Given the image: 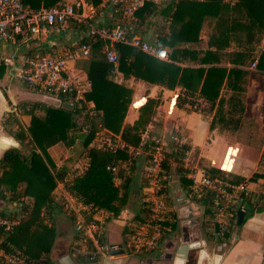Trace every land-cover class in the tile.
<instances>
[{"label":"trees","instance_id":"1","mask_svg":"<svg viewBox=\"0 0 264 264\" xmlns=\"http://www.w3.org/2000/svg\"><path fill=\"white\" fill-rule=\"evenodd\" d=\"M20 1L25 9L36 11L68 0ZM74 1L77 0L69 2ZM82 1L86 7H98L102 0ZM158 2L159 0H144L142 5L133 11V16L138 23L156 14L163 18V25L157 32L154 43L166 49L168 61L150 57L127 45L115 44L112 48L116 52L117 60L112 64L104 57L103 49L108 44L106 40L84 35L74 42L89 46V57L76 62L80 64V69L90 82L89 90L84 93V100L93 104L96 112L94 117L85 113L82 104L78 106V103L62 95H57L62 105L45 106L42 108V115L34 113L37 103L23 102L20 105L21 112L29 115V123L25 130L19 129L13 135H21L22 140L27 139L26 143L30 145L29 154L25 156L21 152L22 147H11L0 157V199L27 200V204L23 205L19 224L5 237L11 250L18 251L28 258L49 254L48 244L56 227L44 222L42 215L35 220L31 216L39 206H44L49 211L54 203L53 206L62 209L63 204L55 202L50 194L58 182L62 183L70 196L87 207L85 220L95 210L116 217L127 205L133 192L135 159L123 150H105L98 146L94 139L96 133L102 131L103 135H118L123 142L137 146L142 141L145 127L152 122L160 100L159 97H146L137 108V117L133 123L124 124L123 118L130 102L131 89L123 83L115 82L112 79L114 72L120 73L123 80L133 77L168 90L178 88L174 104L180 109L194 111L196 98H202L210 108L215 106L214 114L209 120L210 130L215 127L217 120H221L219 116L216 117L221 103V97L218 98L220 87L239 92L241 82L247 74L246 67L253 60L256 61V70L264 72V0H169L162 6ZM111 13L116 16L117 21L123 18L119 9ZM91 22L69 19L67 26L86 30L87 23ZM118 24L111 25L107 21L103 26L113 27ZM202 33L206 38V48L197 49L193 44L200 41ZM28 36L30 35L17 33L14 34L13 40H22ZM232 43L236 48L228 50ZM256 46L259 49L255 50ZM26 55L31 54L27 52ZM4 70L5 68L0 66V73ZM232 100L235 102L237 98L233 97ZM63 104L67 107H63ZM79 115L85 119L80 124ZM79 125H85L86 128L80 131ZM57 142L66 147L75 142L82 146L80 155L84 161L80 167L73 168V175L70 173L69 177L67 166L64 164L56 170L46 151ZM91 142L93 143L90 145ZM151 144L147 143L146 150H151ZM176 148L163 153L162 172H167L169 161L176 159V153L191 147L183 143ZM260 158H264V147ZM110 165L115 166L113 173L108 168ZM177 170L182 190L185 191L189 180L182 169ZM203 170L208 177L219 178L231 184L253 182L257 176L253 172L248 178H244L214 166L204 167ZM116 179H119L118 183H115ZM22 184L24 185L20 188ZM262 188L263 193L259 198L263 199V204L256 206L254 200L246 199V214L264 208V184ZM137 189L139 191V188ZM165 189L164 185L162 191L165 192ZM143 204L144 202L140 203L138 210L145 214L147 209ZM203 212L208 213L206 209H203ZM138 214L136 213L133 219H139L140 223L143 219L139 218ZM65 216V220L70 223L74 219L71 211ZM247 216H244L241 224L236 225H242ZM30 224L41 228L35 238H32V233L29 232ZM26 235L28 240L24 241ZM100 241L104 242L102 238Z\"/></svg>","mask_w":264,"mask_h":264},{"label":"built area","instance_id":"2","mask_svg":"<svg viewBox=\"0 0 264 264\" xmlns=\"http://www.w3.org/2000/svg\"><path fill=\"white\" fill-rule=\"evenodd\" d=\"M144 0H107L111 11L121 10L123 17L134 20L133 11L142 5ZM156 1V0H151ZM234 1V0H230ZM84 6L82 0L73 3L64 2L48 9L40 8L29 11L24 8L20 0H0V44L13 40L14 34L25 33L32 37L44 36L49 27L57 26L66 28L69 19L81 20L84 17ZM88 36H95L106 40L108 44L104 47V57L107 62L115 64L116 52L112 46L123 44L134 48L150 57L162 61H168L165 48L155 43H148L133 32L126 30L123 25L106 27L87 23ZM89 57V46L87 44H71L68 48L54 54L17 56L15 54H4L0 47V66L14 73V76L22 83L43 90L46 93L62 95L67 99L82 104L85 113L94 117L96 112L91 102L84 100V93L89 90L90 82L86 76L75 73L71 63ZM256 61L249 63L246 69L256 70ZM260 72V71H259ZM264 73V72H262ZM13 75V74H12ZM170 138L172 135L169 136ZM145 136L137 146H131L123 142L118 135L104 136L101 142L103 149L108 151L123 150L131 157H138L143 152H150L151 167L161 171L163 151H166L167 143L163 138H151ZM147 143L151 144V150H146ZM189 150L183 151V156H188ZM109 170L113 173L115 166L110 165ZM188 193L210 214L213 228V236L223 240L228 233V227L236 225L237 215L240 211L246 214V199L253 200L260 206L263 199L259 198L262 191L252 188L250 182L231 184L216 178L208 177L203 168L196 164L190 168ZM152 183L147 186L150 199H147V214L142 222L132 228L128 242L129 250L135 253L153 250L163 229L166 219V210L161 201V195L153 191ZM159 190V189H158ZM158 193V191H157ZM160 194V193H158ZM68 211L74 215L73 229L77 234V240L70 247V254L74 257L83 258L87 261L97 259L106 251V245L100 241V224L103 220V212L95 210L85 220L88 214L87 207L74 197H70ZM26 199H19L9 210L0 209V264H52V260L46 254L37 258H28L18 251L11 250L5 237L12 233L15 226L20 222L23 205ZM243 216V218H244Z\"/></svg>","mask_w":264,"mask_h":264},{"label":"crops","instance_id":"3","mask_svg":"<svg viewBox=\"0 0 264 264\" xmlns=\"http://www.w3.org/2000/svg\"><path fill=\"white\" fill-rule=\"evenodd\" d=\"M169 0H160L158 4L160 6L164 5ZM70 3L69 1H67ZM156 2V1H154ZM84 17L82 18L83 21L90 20L92 23L94 22L95 25H105L107 21L111 25L119 23V25H123L126 27V30L129 32H134V34L138 35L137 33V25L138 21L134 17V20L131 21L127 17H123L120 22H117L116 16H113L111 10L109 8V3L107 0H102L98 7H86L84 6ZM114 19L111 20V18ZM145 24V21L139 23ZM136 27V28H135ZM86 30L81 29H72L70 27L66 28H59L57 26L49 27L46 34L41 37H32L28 36L22 40H11L5 43H1L0 47L4 54H15L17 56H26V53L29 54L37 53V51H41L44 49L46 54H54L62 49L65 46H70L73 44L77 39L81 38L82 36L86 35ZM154 39V36H152ZM201 46L197 47V49H205L206 48V38L204 34H201ZM37 55V54H34ZM71 69L79 74L80 76H86L85 73L80 69V67L75 66V63L70 64ZM249 70V69H248ZM259 72V71H255ZM263 74V73H262ZM122 75L120 73H116L115 78H119L118 80H122ZM6 77L9 78L8 82L12 76L11 72L7 71L6 69L4 72L0 73V81ZM12 80V79H11ZM124 83L128 87L132 89V96L129 106L126 110L125 116L123 118L124 124H132L133 121L137 117V108L144 102L146 97H159L160 103L155 108V114L152 118V122L145 127V131L142 134V138L145 136L151 135V132L155 131V133L161 132L163 135H176V131L182 133V135H227L226 131H219L217 127L213 129H209V121L201 117L200 113L195 111L189 110L187 108H177L174 104L175 94L178 91V88L174 87L171 90H168L164 87H160L156 84H149L142 80L135 79L133 77H129L128 79L124 80ZM23 84V83H22ZM24 85V84H23ZM25 86V92H13L8 88V97L4 91H0V136L9 138L16 143L14 148H20L27 144V139L21 138V135H13L15 131L19 129L25 130L26 126L29 122V115L23 114L20 108V105L23 102L29 103H37L34 109V113L37 115H42V108L45 106H58L62 102L59 101L57 95L49 94L44 92L43 90H39L34 87H27ZM56 96V98H53ZM62 105V104H61ZM64 105V104H63ZM64 105L63 107H65ZM67 107V106H66ZM16 112H20V126L16 125V128L12 131L9 129L6 130L4 124H2V117L16 114ZM264 120V117L262 118ZM27 120V121H26ZM257 122V121H255ZM2 129V130H1ZM3 130L8 132H3ZM258 129L250 130L251 133H246L244 135H258L255 133ZM219 131V132H218ZM8 133V134H7ZM19 136V137H18ZM26 136V135H25ZM219 136H215L214 139L211 141V146L214 145L215 139ZM191 138V137H190ZM220 138V137H219ZM221 139V138H220ZM191 140V139H190ZM222 140V139H221ZM197 141V140H196ZM196 141L193 142L191 140L192 146L195 149H200V145L196 144ZM77 142H75L72 146L66 147L61 142H57L51 146H49L46 151L54 164V168L57 170L64 164L58 165L60 162L62 163V159L65 156L69 155V150L77 146ZM218 143V141H216ZM209 144V143H208ZM28 145V144H27ZM76 145V146H74ZM30 147V145H28ZM230 149L223 141H222V149ZM11 148V147H9ZM25 147L21 148L24 150ZM73 149V150H74ZM6 150V149H5ZM5 150H0V157ZM72 150V151H73ZM228 150H225L228 154ZM232 150V149H231ZM23 153V152H22ZM211 157V156H210ZM217 160V159H216ZM208 163L211 165L219 168V161L217 160V166L213 165L209 160ZM223 161V160H222ZM228 161V160H227ZM226 162V161H225ZM227 165L228 162H227ZM224 166V165H223ZM257 161H255V165L252 170H250L247 174H237L232 171L231 168H223L222 170L227 172H232L235 175H239L244 178H248L256 169ZM222 167H220L221 169ZM262 181V180H261ZM119 179L115 180V183H118ZM176 182V181H175ZM259 182V183H258ZM254 184V185H252ZM260 181L251 182L252 188L255 189H262L260 186ZM22 184L20 188L23 186ZM57 188H61L64 191L62 183L58 182ZM188 188V185H187ZM148 187H144V194L145 192H149ZM188 191V189H186ZM166 191V189H165ZM161 189L158 190V193L162 194ZM173 198H176L177 195H183L182 185L178 179V183H174L173 186ZM66 199L70 198L71 196L65 191ZM147 198H144V202H147V199H150V194L147 193ZM136 198V197H135ZM135 203L137 201V198ZM170 198V197H169ZM3 201V199H1ZM6 200V199H5ZM171 200V199H169ZM18 201V200H17ZM16 201L6 200L5 205L0 209L9 210ZM170 202V201H169ZM169 204V213L166 215V219L163 222V229L158 238V243L153 250L144 251L141 253H135L128 248V242L132 233V228L134 225V215L137 213H130L128 208H123L120 213L116 217L110 216L108 213L103 212V220L101 221L100 226V235L106 245V251L102 253L97 259L93 261H87L83 258L74 257L70 254V247L77 240V234L73 229V221L70 223L68 220H65V217L60 218L55 224V229L58 232L62 229L61 223H67L71 227V231L68 235L67 245L66 247H62L57 251L56 254L50 255L48 254L49 258L52 260V264H60V260L65 255L69 256V260L62 261L63 264H139L140 261H144L143 264H168L166 261H163V258L167 255L169 250H173L172 258L169 261L171 264V260H173V264H183L184 259L177 256L175 250L181 244L184 243H196L199 242V245L196 249H191L186 251V258L187 261L191 262L192 264L196 263L197 260V252L200 250L204 251V255H207L209 264H264V220L259 219L255 216V212L248 215L247 218L243 221L242 225L240 226H233L229 229L228 233H226V237L223 240H219L215 238L212 234L213 228L210 224V219L205 216V223L204 227H200V230L194 235V238L191 237L190 240L183 236H175L173 232V228L171 227L172 223L176 219V204L170 202ZM199 203V202H198ZM175 204V205H174ZM201 204V203H199ZM198 204V205H199ZM147 205V203H146ZM198 207V206H197ZM184 209L181 210L182 218H187L191 213L189 206H184ZM128 209V210H127ZM200 210V209H198ZM261 214L264 212V208L259 211ZM74 216V215H73ZM144 220V219H143ZM209 222V223H208ZM139 222L137 221V224ZM50 223H48L49 225ZM109 225H117L119 228L116 231L111 232L109 231ZM129 226H132L130 229ZM230 227V226H229ZM191 227L183 226L182 233H190ZM184 233V234H185ZM60 234V233H59ZM172 243L174 246H172ZM112 245L113 249H122V253L118 254H109L107 251V246ZM120 247V248H119ZM167 257V256H166ZM151 259L155 262H150ZM155 259V260H154ZM186 262V261H185Z\"/></svg>","mask_w":264,"mask_h":264},{"label":"rangeland","instance_id":"4","mask_svg":"<svg viewBox=\"0 0 264 264\" xmlns=\"http://www.w3.org/2000/svg\"><path fill=\"white\" fill-rule=\"evenodd\" d=\"M117 22H120V20ZM163 22H164L163 18L160 15L156 14L148 17L145 20V23L147 25L138 23L137 28L136 27L135 28L138 29L137 33L142 37L143 40H145L148 43H154V39H152V36H154L155 38L160 27L163 25ZM263 39H264V35H263ZM201 40L202 39H200V41L197 44H193V47L195 48L200 47L202 45ZM64 47L68 48V46L65 45ZM235 48H236L235 44L232 43L227 49L229 50ZM254 49L257 50L259 49V47L256 46ZM34 54L43 55L46 54V52L44 49H41V51H37V53L36 52L33 54L31 53L30 56ZM79 65L80 64L78 62L75 63V66L80 67ZM246 71L247 74L245 75L243 81L241 82V90L239 92L231 91L225 88L224 86H221L218 92V98L221 97V103L219 105V112L216 113V117L218 118L219 116L221 120H217L214 126L217 127L219 131H223V132L226 131L227 135H190L191 137L190 138L188 135H182L181 132L176 131L175 132L176 135H172V137L170 138L169 137L170 135H163L161 132L159 133H155V131L151 132V135H149V140L154 137L155 138L162 137L163 140L166 141L167 149L166 151H163V153L170 152V150L175 149L178 145H182L183 143H186L191 148L189 149L188 151L189 153L186 158L183 156V151L176 153L177 157H175L176 159L174 161L170 159L169 168L166 173L162 172L163 171L162 168L160 171L151 167L152 165H150V155H149L150 152H143L138 157L134 158L136 168L134 171V183L132 186L133 192L131 193L127 205L125 206V208H128L129 211H131L130 213H135L137 210V213H139L138 214L139 218L144 219L146 217L147 211L145 214H142L139 212L138 208L140 207V203L144 202V198L148 197L147 193L149 192H145L144 194L143 188L149 186V183L153 184L151 186L153 187V191H155V194L161 195L160 199L161 201H163V205L165 206L166 212L169 213L168 209L170 207L168 202L169 201L171 202V200H169L170 199L169 192L171 191L173 192L174 183H176V185L178 183L179 173L177 169H182V171H184L183 174H185L186 179L189 180L188 184H190L189 173L191 172L190 171L191 166L196 164L197 167L206 168L207 166L211 165L210 163H208L207 160H209L213 165L216 166H217L216 161L218 160L220 167H222L221 169L231 168L234 173H237L239 175L247 174L250 170L253 169L255 165V161H257V166L254 171L257 174V176L255 177L253 182L260 181L261 184L259 187L263 186L264 158H260V154L264 147V120L262 119L264 117V73L262 74V72H255V70H248V69ZM11 74H13L12 75L13 77H11L12 80L10 79V82H8L9 78L6 77H4L2 81H0V91L1 90L4 91L7 97L9 96L8 88L13 92L16 91L25 92L24 85H26L28 88L29 87L31 88V86L27 84L23 83L24 84L23 85L22 82H20L14 76V73ZM115 76H116V72H114L112 75V79L115 82L123 83L126 87H128L126 85L128 83L125 84L123 79L120 81L118 80L119 78H115ZM128 88L131 89L130 87ZM131 96H132V89H131L130 101H131ZM233 97L237 98L236 101L238 103H236V101L233 102L232 100ZM53 98H56V96H53ZM195 103L196 105L194 111L200 113L202 118L209 121L214 114L215 106L210 108L208 103L202 100V98L200 97L196 98ZM20 114H21L20 112H16V114L13 113L11 115H8V117L7 116L2 117V124H4L6 130L9 129L10 131L11 130L13 131L16 128V125L20 126L19 124L21 119ZM81 114L83 115V113ZM84 120L85 119L81 115L78 116V124H80ZM85 125H79L80 131L86 128ZM252 129H258L255 132L258 133V135H244L246 133L250 134L251 133L250 130ZM3 132H8V131L3 130ZM101 133L104 132L98 131L96 133L97 134L96 138L94 139V141L98 143V146L99 145L101 146L102 139L104 138V136H106ZM215 136H219L222 140L219 137H217L214 141V145L211 146L210 145L211 141L214 139ZM190 139L193 140V142L197 140L196 144L200 145L201 147L200 149H202L201 152L199 148L195 149L192 146L193 144L191 143ZM216 141H218V143H216ZM222 141L228 147H230L229 150L226 149V147L222 149ZM92 143L93 142H91L90 145ZM76 145H74L76 146L75 149L74 147L72 148V150L74 149L73 151L69 150L68 156L63 157L62 163L60 162L58 164V165L65 164L67 166L69 172L67 173L68 177H69L68 174L70 173L71 175H73L72 172L74 170L73 168L78 166L80 167L82 162L84 161V158L82 157V155H80V152L82 151V146L79 142H77ZM22 147H25L24 150L22 149V152L25 156H27L29 154L30 147L27 144H25ZM225 150H228V154L227 152H225ZM227 162L229 165H227ZM227 173H232V172H227ZM216 179L221 180L219 178ZM164 185L166 191L161 192L162 194H158L157 193L158 189H161V191L164 190ZM56 188L57 185H55V187L52 188L50 194L53 195L55 202L58 201L60 204L61 203L63 204L62 209L56 207L55 205L53 206L54 203L52 204V207L49 209V211L46 210L44 206H39L38 207L39 209L36 210V212H34L31 216L33 220H35L36 217L42 215L44 222H46L47 224L51 223L55 225L56 222L60 220V218L66 217L65 216L66 213L69 212L67 209H69V204L72 202L70 201V198L68 199L64 198L66 196L65 190L63 191L61 188L58 189ZM137 188H139V191H137L138 190ZM135 197L137 198L136 203L135 200H133ZM251 199L255 200L254 198ZM195 201L197 202L198 208L203 211L204 209L203 205L199 204L197 200ZM5 202L6 200L2 201L0 199V208H2L5 205ZM255 203L257 204L258 202L256 201ZM259 203L261 206L262 202L260 201ZM142 206H144L147 209V205L145 202ZM255 213H256L255 216L257 218L264 220V212L261 214L259 211H255ZM205 216L208 219H210V214L206 213ZM134 220H135L134 224L137 225V221H139V219H134ZM61 224H62V229L60 232L54 229V231L51 233L52 239L48 244L50 255L56 254L59 249H61L62 247L64 248L67 245V239L71 231V227L67 223H61ZM233 226L235 225H231L230 227H228V230ZM28 227H29V232L32 233V238L38 236V231L41 229L39 226L33 227V225L30 224L28 225ZM129 227L130 229L132 228V226ZM108 229L109 231L111 229V232H113L118 230L119 228L117 227V225H113V226L109 225ZM20 234H22V232ZM25 240H28L27 235L24 238V241Z\"/></svg>","mask_w":264,"mask_h":264},{"label":"flooded vegetation","instance_id":"5","mask_svg":"<svg viewBox=\"0 0 264 264\" xmlns=\"http://www.w3.org/2000/svg\"><path fill=\"white\" fill-rule=\"evenodd\" d=\"M170 199L176 204H174L176 206V219L171 225L175 236L185 237L187 234L186 238H188V240H190L191 237L194 238V235L200 230V227H204L205 213L202 210H198L197 202L187 190L183 191V195L176 194V198H173L172 193H170ZM184 206H189L191 210V214L187 218H182L181 210L184 209ZM183 226L191 227L192 231H190V233H182Z\"/></svg>","mask_w":264,"mask_h":264},{"label":"water","instance_id":"6","mask_svg":"<svg viewBox=\"0 0 264 264\" xmlns=\"http://www.w3.org/2000/svg\"><path fill=\"white\" fill-rule=\"evenodd\" d=\"M16 146V143L14 141H12L11 139L9 138H5V137H2L0 136V150H5V149H8L9 147H15ZM243 212L240 211L237 215V219H236V223L239 225L241 224V221L243 219ZM174 242H170V244H172ZM199 245V242H196V243H184V244H181L179 247L176 248L175 250V253L177 254V256L181 257L182 259H184V262L183 264H192L191 262L187 261V258H186V251L187 249L188 250H191V249H196ZM172 246H174L172 244ZM120 248V247H119ZM107 251L109 254H118V253H122V249H113L112 251V245H108L107 246ZM173 250H169L167 252V257L165 256L163 258V261H166L168 264H169V261L170 259L172 258V255H173ZM197 260H196V263L195 264H209L208 262V258H207V255H204V251L203 250H200L199 252H197ZM69 260V256L68 255H65L62 260H60V264H63L62 261H67ZM155 260V259H154ZM153 260L151 259L150 262H152ZM171 264H173V260H171ZM186 261V262H185ZM144 261H140L139 264H143ZM155 262V261H153Z\"/></svg>","mask_w":264,"mask_h":264}]
</instances>
